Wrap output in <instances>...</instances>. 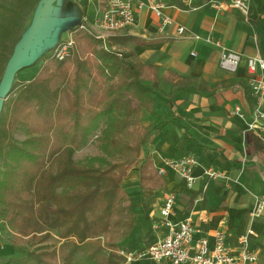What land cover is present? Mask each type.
<instances>
[{
	"label": "trees",
	"instance_id": "1",
	"mask_svg": "<svg viewBox=\"0 0 264 264\" xmlns=\"http://www.w3.org/2000/svg\"><path fill=\"white\" fill-rule=\"evenodd\" d=\"M39 2L0 0V83ZM68 32L74 40L71 56L63 61L47 56L31 79L17 80V73L4 102L0 218L24 235L36 231L34 224L46 226L45 237L56 231L64 240L63 264H79V248L95 238L105 240L109 256L103 261L92 254L85 261L119 264L117 252L134 227L125 178L139 166L141 189L165 187L152 160H139L151 131L141 122L142 111L154 114L162 92L174 101L181 87L192 82L176 72L162 73L160 66L121 52L109 41L106 50L86 30L72 27ZM164 81L178 91L164 92ZM92 136L102 155L76 159ZM42 256H37L38 264H54Z\"/></svg>",
	"mask_w": 264,
	"mask_h": 264
},
{
	"label": "crops",
	"instance_id": "2",
	"mask_svg": "<svg viewBox=\"0 0 264 264\" xmlns=\"http://www.w3.org/2000/svg\"><path fill=\"white\" fill-rule=\"evenodd\" d=\"M137 1L132 2L136 23L110 34L111 46L160 66L162 73L176 72L192 82L187 88L181 87L174 101L162 92L154 114L142 111L141 122L151 131L140 163L151 159L157 168L166 158L189 154L198 161L194 175L212 166L224 170L232 186L227 188L221 180L209 181L204 190L206 181L199 180L193 189H187L178 175L167 170L163 189L145 190L139 186L136 167V178L129 179L128 174L123 183L130 194L134 227L122 248L143 249L156 241L153 221L159 217L164 197L174 192L175 221L191 216L194 225L210 239L221 227L235 239L252 227L255 235L251 237V249L259 255L258 264H264V215L254 220L250 216L255 197H264V131L248 128L254 100L247 85L248 57H264V0H250L248 21L229 6L217 11L211 0H161L166 5L164 14L173 20L163 30L160 19L148 7L138 9ZM70 3L76 5L74 10L79 16L90 21L105 8V0H65V5ZM176 26L185 27L183 35H177ZM208 37L241 56L236 72L220 67V48L208 42ZM227 81L231 84L209 90ZM162 88L166 93L178 91L166 81ZM236 106L242 108L246 118L231 114Z\"/></svg>",
	"mask_w": 264,
	"mask_h": 264
},
{
	"label": "built area",
	"instance_id": "3",
	"mask_svg": "<svg viewBox=\"0 0 264 264\" xmlns=\"http://www.w3.org/2000/svg\"><path fill=\"white\" fill-rule=\"evenodd\" d=\"M189 3L192 0H187ZM133 0H106L105 9L90 21L83 16L79 29L86 30L95 39L102 42L108 50L110 34L136 23ZM211 5L217 11L225 10L227 6L236 9L248 21L250 18V0H211ZM148 7L160 19V29L172 24L173 20L164 14L166 5L161 0H138L137 8ZM185 32L184 26H176L178 36ZM199 39V36H195ZM207 41L220 48V67L229 73L236 72L242 58L241 56L223 47L219 41L211 37ZM74 48L72 33L68 32L66 39L60 41L53 49L51 57L63 61L70 57ZM248 78L247 85L254 100L251 120L248 128L264 131V57L250 56L247 59ZM231 114L239 118H246L240 106H236ZM198 161L193 155H182L178 158H166L163 164L157 167L158 173L164 176L167 170L173 171L183 181L187 189H193L199 180L206 181L203 189H207L209 181H223L227 188H231V179L228 174L215 167L203 168L199 176L193 174V168ZM176 194L169 192L163 199L159 210V217L154 219L152 229L158 233L155 242L143 249L118 250L119 264H132L140 260H151L158 264H258L259 255L251 249V237L255 235L252 227L241 233L236 239L223 228L217 229L212 239L205 231L194 225L191 216L184 220L175 221ZM264 215V197L256 196L250 210L251 218L257 219ZM232 241V244H231Z\"/></svg>",
	"mask_w": 264,
	"mask_h": 264
},
{
	"label": "rangeland",
	"instance_id": "4",
	"mask_svg": "<svg viewBox=\"0 0 264 264\" xmlns=\"http://www.w3.org/2000/svg\"><path fill=\"white\" fill-rule=\"evenodd\" d=\"M75 6L76 5H74L73 3H70L64 5L63 8L66 9L68 14V12L71 13V9H74ZM35 10L30 18V24L32 23ZM61 12L62 8L56 7L44 17L38 39L41 38L44 34L47 36L52 35L54 39L67 38L68 33L66 27L69 25H77L79 19L74 18L72 15H68L69 19L67 20H53L54 18L52 19V16H59ZM30 24L28 25V27L30 26ZM54 39L51 41V43L54 41ZM52 51L53 49L50 50L48 46L44 50H42L37 60L38 63L34 66H30L20 71L18 73L17 80H20V77L24 76H35L39 71V68L44 58L50 56L52 54ZM18 137L23 138V134H19ZM100 155H102V151L100 149L99 142L97 141V139L94 138V136H92L88 144L76 153L75 158L78 160H83L90 156ZM116 159L118 158H115V160ZM136 167L138 166H135V171L132 172L134 167L130 170L129 179L136 178ZM45 229L46 226L41 227L40 224H34L33 230L36 231L33 234L30 232L29 234L24 235L20 233L18 229H16L11 223H9L8 220H6L5 218H0V264H17V262L21 261L22 259H28V264H38L37 256H42L43 252L51 253L54 251L56 252L55 257L43 255V259H49L54 262V264H63L64 250L62 248L64 240L60 239L58 233L54 230L49 231L48 236L45 237L47 235V231H45ZM105 244V240L103 239L95 238L86 241V243H84L79 248L76 254V259L80 261L79 264H92L90 262L85 261L84 259L86 258V256H90L92 254L96 255L97 258H99L100 260L105 261L109 256V252L105 247ZM146 260H140L136 263L139 262V264H158L154 263L151 260Z\"/></svg>",
	"mask_w": 264,
	"mask_h": 264
},
{
	"label": "water",
	"instance_id": "5",
	"mask_svg": "<svg viewBox=\"0 0 264 264\" xmlns=\"http://www.w3.org/2000/svg\"><path fill=\"white\" fill-rule=\"evenodd\" d=\"M65 5V0H40L38 3L35 14L30 26L26 29L23 34L22 40L17 45L14 55L12 56L10 62L7 65L5 73L0 83V114L3 109L4 102L7 100L12 84L15 80V76L17 73L32 66L39 58L40 53L47 46L51 50L58 43L60 38H55L47 35H42L41 38L38 39L40 35V30L42 26V22L44 17L55 9L56 7H61L62 12L59 16H52L53 20L64 19L67 20L68 15H72L74 18L79 19L77 25H69L66 27L67 31H69L72 27H77L81 23V16L77 14L74 9H71V13L68 12L63 6ZM54 41L51 43V41Z\"/></svg>",
	"mask_w": 264,
	"mask_h": 264
}]
</instances>
